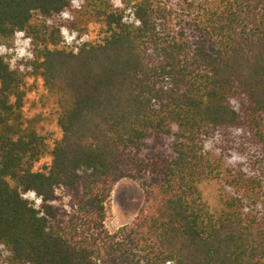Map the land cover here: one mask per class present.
<instances>
[{
  "label": "trees",
  "instance_id": "trees-1",
  "mask_svg": "<svg viewBox=\"0 0 264 264\" xmlns=\"http://www.w3.org/2000/svg\"><path fill=\"white\" fill-rule=\"evenodd\" d=\"M17 36L26 54H0V264H264V0H0V46ZM30 79L56 101L52 148ZM125 179L142 207L111 234Z\"/></svg>",
  "mask_w": 264,
  "mask_h": 264
},
{
  "label": "rangeland",
  "instance_id": "rangeland-1",
  "mask_svg": "<svg viewBox=\"0 0 264 264\" xmlns=\"http://www.w3.org/2000/svg\"><path fill=\"white\" fill-rule=\"evenodd\" d=\"M73 1L79 3L82 0ZM98 32V26H90L87 39L93 41L99 40L100 37H98ZM65 38V45L69 48L75 46L78 42L77 36L69 32H65ZM2 46L11 50V52L16 55H21V52H23L22 55H24L28 50L27 44L20 38H15L9 45ZM32 84L34 85L28 93L25 112L28 118L39 116L40 123L38 125V131L46 137L49 147L52 148L54 142L59 140L62 135L54 116L57 107L56 101L47 93L41 79H30L28 85L32 86ZM50 162L51 158L46 156L36 168L39 169L45 164H50ZM202 190L206 201L212 208L218 207L222 184L219 182L208 183L202 187ZM28 198L33 200L32 195H28ZM142 203L143 191L136 182L127 179L119 182L114 188L108 206L109 215L105 223L107 231L114 234L120 228L133 223L142 207Z\"/></svg>",
  "mask_w": 264,
  "mask_h": 264
},
{
  "label": "built area",
  "instance_id": "built-area-1",
  "mask_svg": "<svg viewBox=\"0 0 264 264\" xmlns=\"http://www.w3.org/2000/svg\"><path fill=\"white\" fill-rule=\"evenodd\" d=\"M17 38H19V36H17ZM23 40V39H22ZM25 43L27 44V47L29 48V43H28V41H25ZM8 51H10V50H8L6 47H4V46H0V54H5V53H7Z\"/></svg>",
  "mask_w": 264,
  "mask_h": 264
},
{
  "label": "clouds",
  "instance_id": "clouds-1",
  "mask_svg": "<svg viewBox=\"0 0 264 264\" xmlns=\"http://www.w3.org/2000/svg\"><path fill=\"white\" fill-rule=\"evenodd\" d=\"M17 35H23V33H18ZM23 54V52H21V55Z\"/></svg>",
  "mask_w": 264,
  "mask_h": 264
}]
</instances>
